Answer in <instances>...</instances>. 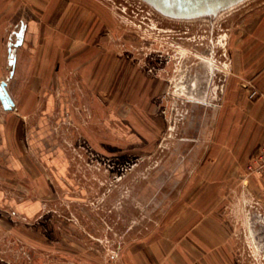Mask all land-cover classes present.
I'll return each instance as SVG.
<instances>
[{"label":"rangeland","instance_id":"1","mask_svg":"<svg viewBox=\"0 0 264 264\" xmlns=\"http://www.w3.org/2000/svg\"><path fill=\"white\" fill-rule=\"evenodd\" d=\"M12 4L2 78L14 69L19 106L35 83L18 117L34 177L3 170L0 264H264V178L247 169L260 142L235 126L256 100L264 0L190 19L144 0ZM51 95L72 111L49 115L55 139L33 150Z\"/></svg>","mask_w":264,"mask_h":264},{"label":"crops","instance_id":"2","mask_svg":"<svg viewBox=\"0 0 264 264\" xmlns=\"http://www.w3.org/2000/svg\"><path fill=\"white\" fill-rule=\"evenodd\" d=\"M10 2V3H9ZM13 0H0V83L6 81V90L8 95L12 99V104L10 107H6L2 98L0 97V200L3 198V190L1 188V183L3 180L7 182H13V176L4 173V169H7L10 172L16 173V177L18 174L23 173L25 177L33 178L34 177V163L32 155L29 154L27 150V143L25 142V129L24 126L18 120L19 116L30 111L28 107H31V103L35 101V97L37 96V92L34 90L35 83L32 86H27V96L29 97L28 102L25 106H19L18 99H16L15 95L10 92L8 88V80L15 73L14 69L10 70L9 76L6 78H2L3 72V61H2V44L6 34V22H7V8L13 6ZM10 5V6H9ZM28 29L27 24H22L20 29L16 32L18 37L17 41L21 38V43H24V39L26 37V32ZM14 32V31H13ZM21 34V35H20ZM11 44V41H10ZM19 45V44H17ZM9 51L8 64L9 67H16L17 60L12 57L13 52L11 51V46L7 47ZM14 59V62L11 60ZM255 73L252 76V80L254 82L253 88H257L259 94L256 97L255 101H252L251 104H248L245 100L241 101L240 106L236 105L235 108V126L236 132L241 136L242 141L248 138H251L254 141V144L260 142V144L264 141V52L260 54V58L257 61V66L253 68ZM50 70H41L40 73L36 74V77L33 76L32 80H49ZM17 107V108H16ZM19 107V108H18ZM26 108V109H25ZM42 110V116L40 118V123L37 126L28 131L29 134V144L31 149H35V142H38L41 146L51 145L50 142L55 138L53 137V131L51 130V124H48V117L52 113H55L56 109L59 108L61 112L69 114L71 110V104L66 99L60 98L59 96L51 95L47 101L40 106ZM18 110V112L16 111ZM68 118V117H67ZM42 123V124H41ZM249 130L253 132L254 135L248 134ZM37 131V133H36ZM259 144V145H260ZM38 147H41L39 146ZM258 145V146H259ZM42 147V148H43ZM47 148V147H46ZM257 149V148H256ZM255 149V150H256ZM50 150V149H48ZM254 150V151H255ZM253 151V152H254ZM252 152V153H253ZM43 160L44 155L48 154L49 156L52 154L46 152L37 153ZM47 156V155H46ZM53 158L50 160L58 161L60 157V152L55 151L52 154ZM49 160V159H48ZM57 165V164H55Z\"/></svg>","mask_w":264,"mask_h":264},{"label":"water","instance_id":"3","mask_svg":"<svg viewBox=\"0 0 264 264\" xmlns=\"http://www.w3.org/2000/svg\"><path fill=\"white\" fill-rule=\"evenodd\" d=\"M155 9L173 17L194 18L203 15L215 14L219 11L236 6L243 0H144ZM21 35V34H20ZM21 38L16 44L21 43ZM14 62V59L11 60ZM6 81L0 83V97L8 108L12 99L6 90Z\"/></svg>","mask_w":264,"mask_h":264},{"label":"built area","instance_id":"4","mask_svg":"<svg viewBox=\"0 0 264 264\" xmlns=\"http://www.w3.org/2000/svg\"><path fill=\"white\" fill-rule=\"evenodd\" d=\"M259 94L257 88H253L250 92V96L254 97ZM247 169L249 174L258 175L264 178V141L257 147V149L251 154Z\"/></svg>","mask_w":264,"mask_h":264},{"label":"bare ground","instance_id":"5","mask_svg":"<svg viewBox=\"0 0 264 264\" xmlns=\"http://www.w3.org/2000/svg\"><path fill=\"white\" fill-rule=\"evenodd\" d=\"M167 17H170V18H172V19H190V18H178V17H173V16H170V15H167V14H165Z\"/></svg>","mask_w":264,"mask_h":264}]
</instances>
